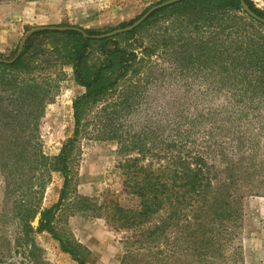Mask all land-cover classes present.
Returning a JSON list of instances; mask_svg holds the SVG:
<instances>
[{
    "label": "trees",
    "instance_id": "1",
    "mask_svg": "<svg viewBox=\"0 0 264 264\" xmlns=\"http://www.w3.org/2000/svg\"><path fill=\"white\" fill-rule=\"evenodd\" d=\"M244 1L264 17V10L253 0ZM39 27L26 26L15 49L8 56L0 53V170L7 180V189L11 183L16 185L14 218L18 223V234L9 249L5 251L0 245V264H39V258L41 263L44 250L35 235L41 232L58 240L62 251L78 264L91 262V249L58 229L61 214L69 210L70 215L105 218L115 231L125 229L130 233V246L137 242L142 246L150 244V253L153 249L158 252L150 256V264H167L172 256L160 257L159 253L161 246L170 241L176 247L185 244L189 264H238L236 228L243 211L235 204L247 191L241 187L233 193L228 191L229 184H235L232 180L223 185L214 183L215 165H210L203 155H183L181 151L160 147L156 151L157 145L151 143L150 164L144 166L140 161L145 154L140 150L142 158L136 157L124 165L127 171L123 186L139 200L134 208L112 199L100 201L97 196L82 195L73 168L79 140L85 136L88 116L95 108L99 112L94 139L114 140L127 151L135 150L137 143L127 133L119 132L123 108H129L124 80L137 64L146 62L147 66L149 60L151 80L159 65L153 56L163 59L170 40L181 42L179 47L185 48L190 57L206 61L213 58L232 73L238 81L233 82L236 89L258 97L243 100L253 111L264 104V22L249 15L241 0H182L155 11L134 30L111 38L98 37L110 30L70 23ZM172 29L174 34L170 33ZM149 30L150 46L135 44V37ZM123 41L126 45H122ZM138 48H144L142 56ZM66 68L71 69L74 81L85 92L73 101L74 135L57 155L48 156L39 142L40 124L47 105L55 98L58 82L67 74ZM126 86L137 88L140 83ZM257 116L254 111L249 122L256 123ZM253 142L252 148L260 144L259 140ZM162 158L167 161H158ZM246 167L251 168L250 164ZM54 173L62 175L63 186L59 200L45 206L44 178L51 181ZM254 173L258 174L256 167ZM258 176L259 185H255L264 193V160ZM35 220L37 226L33 224ZM14 254H19L21 261H4ZM137 255L128 251L120 264H133Z\"/></svg>",
    "mask_w": 264,
    "mask_h": 264
},
{
    "label": "rangeland",
    "instance_id": "2",
    "mask_svg": "<svg viewBox=\"0 0 264 264\" xmlns=\"http://www.w3.org/2000/svg\"><path fill=\"white\" fill-rule=\"evenodd\" d=\"M161 1L165 0H63L59 7L50 4L48 11L43 0H0V53L8 56L15 49L26 26L70 23L111 31L134 21ZM253 1L264 10L263 0ZM170 33L174 34L173 29ZM135 39V44L150 46V30ZM180 43L177 39L170 40L163 59L153 56L159 65L151 80L150 60L147 66L146 62L137 64L136 70L124 80L123 90H127L129 108H123L119 132L127 133L137 143L135 150L127 151L114 140L94 139L99 109L90 113L73 168L77 187L82 195L97 196L100 201L112 199L122 206L134 208L139 200L123 186L127 171L124 165L136 157L142 158L140 150L145 154L140 161L144 166L150 164L151 143L157 145L156 151L160 147L181 151L183 155L201 154L210 165H215L214 183L223 185L224 181L232 180L235 184H229L228 191L233 193L238 187L247 191L235 204L243 211L236 228L239 231L235 240L238 264H264V193L257 186L264 160V104L254 109L259 114L255 118L257 122H249L254 111L243 100L258 97H251L242 88L236 89L233 82L238 84L237 79H233L232 73L220 67L216 60L190 57L185 48L179 47ZM143 49L138 48L139 56ZM148 50L150 52V48ZM66 73L58 82L55 98L47 105L40 124L39 142L48 156L57 155L65 141L74 135L73 101L85 92V88L74 81L70 68H66ZM129 83H140V86L127 87ZM255 139L260 144L252 148ZM158 161L166 162L167 159ZM247 164L251 168L246 169ZM255 167L258 174L254 173ZM44 180L43 203L50 206L59 200L63 177L54 173L51 181L47 176ZM6 184L0 170V245L5 251L18 234V223L14 218L16 185L11 183V188L7 189ZM69 199L74 200L72 194ZM70 211L61 214L58 229L67 231L91 249V262L87 264H120L128 251L138 253L133 264H150V256L158 253L156 249L150 253V244L142 246L137 242L130 246L127 240L130 233L125 229L115 231L105 218L79 213L70 215ZM33 224L37 226L38 221ZM35 235L44 250L42 262L40 258L37 260L39 264H78L69 253L62 251L60 242L51 234ZM172 242L161 246L159 256H172L167 264H189L185 244L176 247ZM8 259L21 261L19 254L6 256L4 261ZM21 264L33 263L23 261Z\"/></svg>",
    "mask_w": 264,
    "mask_h": 264
},
{
    "label": "water",
    "instance_id": "3",
    "mask_svg": "<svg viewBox=\"0 0 264 264\" xmlns=\"http://www.w3.org/2000/svg\"><path fill=\"white\" fill-rule=\"evenodd\" d=\"M179 1L182 0H165V1H161V3L155 4L154 6L150 7L147 11H145L140 17H138L137 19H135L131 24L125 26V27H119L116 28L114 30H112L111 32H107L104 34L99 35L98 37L100 38H105V37H112L118 34H122V33H126L129 31L134 30L135 28L139 27L141 24H143L155 11L164 8L168 5L177 3ZM242 5L244 10L251 15L252 17H254L255 19L264 22V17L259 16L258 14H256L249 6L248 4L244 1L241 0ZM43 26H40L39 28H41ZM49 28H54V27H49Z\"/></svg>",
    "mask_w": 264,
    "mask_h": 264
},
{
    "label": "crops",
    "instance_id": "4",
    "mask_svg": "<svg viewBox=\"0 0 264 264\" xmlns=\"http://www.w3.org/2000/svg\"><path fill=\"white\" fill-rule=\"evenodd\" d=\"M43 1H44L43 5L46 6L45 8L48 9V11H49L50 4H51V6L54 5V6L59 7L60 6L59 4H61V2H63V0H43Z\"/></svg>",
    "mask_w": 264,
    "mask_h": 264
}]
</instances>
